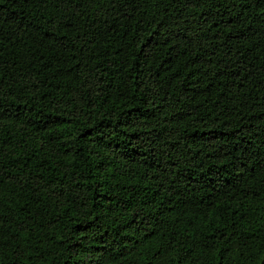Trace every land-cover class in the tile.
<instances>
[{"label":"trees","instance_id":"obj_1","mask_svg":"<svg viewBox=\"0 0 264 264\" xmlns=\"http://www.w3.org/2000/svg\"><path fill=\"white\" fill-rule=\"evenodd\" d=\"M0 264H264V0H0Z\"/></svg>","mask_w":264,"mask_h":264}]
</instances>
